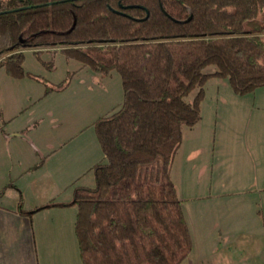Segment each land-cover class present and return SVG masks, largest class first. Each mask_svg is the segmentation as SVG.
<instances>
[{
    "label": "trees",
    "instance_id": "trees-1",
    "mask_svg": "<svg viewBox=\"0 0 264 264\" xmlns=\"http://www.w3.org/2000/svg\"><path fill=\"white\" fill-rule=\"evenodd\" d=\"M26 49L37 57L59 51L121 78L122 102L93 123L103 154L94 186L55 204L77 208L81 263L187 259L192 238L172 158L183 126L200 120L208 77L227 78L238 94L264 85V0H0V68L8 76L37 78L23 68ZM211 64L216 69L204 72ZM42 82L44 94L68 85Z\"/></svg>",
    "mask_w": 264,
    "mask_h": 264
},
{
    "label": "rangeland",
    "instance_id": "rangeland-1",
    "mask_svg": "<svg viewBox=\"0 0 264 264\" xmlns=\"http://www.w3.org/2000/svg\"><path fill=\"white\" fill-rule=\"evenodd\" d=\"M38 56L31 49L24 51L23 68L37 78L10 77L0 68V129L3 128L0 130V152L8 150L19 152L20 155L19 162L10 164L8 160H0V166L9 171L16 166L21 170L41 166L42 175L33 178L43 188L50 181L46 177L51 176L53 180L57 177V173H53L54 167L64 163L62 166L69 169V176L66 187L55 197L60 199L70 192L73 196L77 187L94 186L92 168L103 154L93 123L122 102L123 90L116 70L102 76L87 66L81 67L77 60L66 59L59 51H42ZM215 69V65L211 64L204 67L203 71L208 73ZM42 79L52 86L68 79V85L62 90L44 94ZM202 87L201 119L192 126H183L181 144L172 158L170 168V178L182 200L183 213L191 234L194 260L196 219L200 213V202L196 196L208 195L215 190V185H208L210 175H198L194 159L196 138L204 136L207 143L203 144L209 146L212 139L220 134L264 135V85L251 92L238 94L227 78L210 76ZM197 90V87L193 88L186 100L191 101ZM208 151L210 152L209 149ZM53 152L51 160L44 163L47 154ZM234 158H241L240 150ZM101 161L103 158L99 162ZM214 178L223 182L224 174L214 175ZM73 207L75 220L77 208ZM219 209L210 207L207 213L215 215L219 213ZM74 220L73 264H81L74 234ZM186 262L187 259L182 264Z\"/></svg>",
    "mask_w": 264,
    "mask_h": 264
},
{
    "label": "crops",
    "instance_id": "crops-1",
    "mask_svg": "<svg viewBox=\"0 0 264 264\" xmlns=\"http://www.w3.org/2000/svg\"><path fill=\"white\" fill-rule=\"evenodd\" d=\"M203 143L204 136L196 138V169L200 176L210 175L208 185H215V190L196 196L200 202L196 260L190 251L186 264H264V135L220 134L211 145ZM239 150L241 158H234ZM19 159V152H0L1 161L12 164ZM62 165L54 167L57 177H46L50 181L43 188L33 178L42 175L41 166L24 170L16 166L11 171L0 166V189L5 188L0 196V264H73L74 207L55 205L72 198V192L55 198L68 183L69 169ZM221 174L223 182L214 178ZM238 194L242 197H234ZM41 205L47 206L29 213ZM214 206L219 213H207Z\"/></svg>",
    "mask_w": 264,
    "mask_h": 264
}]
</instances>
